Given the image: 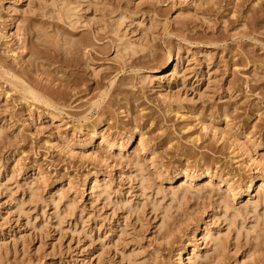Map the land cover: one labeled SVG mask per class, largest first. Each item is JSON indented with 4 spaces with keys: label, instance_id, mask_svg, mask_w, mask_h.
<instances>
[{
    "label": "rangeland",
    "instance_id": "rangeland-1",
    "mask_svg": "<svg viewBox=\"0 0 264 264\" xmlns=\"http://www.w3.org/2000/svg\"><path fill=\"white\" fill-rule=\"evenodd\" d=\"M0 264H264V0H0Z\"/></svg>",
    "mask_w": 264,
    "mask_h": 264
},
{
    "label": "bare ground",
    "instance_id": "bare-ground-1",
    "mask_svg": "<svg viewBox=\"0 0 264 264\" xmlns=\"http://www.w3.org/2000/svg\"><path fill=\"white\" fill-rule=\"evenodd\" d=\"M71 12H72V9H67L66 10V12H65V15H71ZM121 45H122V49L121 50H127V49H131V46H129V44H127V43H125V42H123V44L121 43ZM119 46L120 45H117L116 46V49H117V52H119L120 51V48H119ZM170 57H168V59H167V61H166V64L164 65V68L167 66V64H169V62H170ZM177 66L176 65H174V67H173V73L176 71V68ZM131 137L132 136H130L128 139H126V145H128L129 143H130V141H131ZM126 145H124V146H126ZM121 148H123V149H125L124 147H121ZM122 149V150H123ZM184 176V178H186L188 181H193V180H198V179H200L201 177H202V175H197V176H189V175H187V174H184L183 175ZM208 176V175H207ZM177 177H178V175H176V177H173L172 179H170V180H175V179H177ZM253 181H254V178L253 177H251L250 178V183H253ZM57 206V204L56 203H54V207H56ZM254 209V211H255V206L253 207ZM224 219V221H226V219L227 218H223ZM213 241H215V238H213Z\"/></svg>",
    "mask_w": 264,
    "mask_h": 264
}]
</instances>
